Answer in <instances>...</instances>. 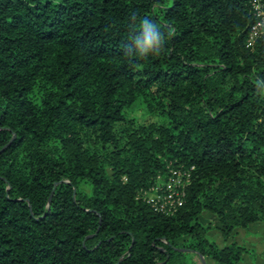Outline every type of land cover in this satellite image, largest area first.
I'll return each mask as SVG.
<instances>
[{"label":"trees","instance_id":"obj_1","mask_svg":"<svg viewBox=\"0 0 264 264\" xmlns=\"http://www.w3.org/2000/svg\"><path fill=\"white\" fill-rule=\"evenodd\" d=\"M250 1L0 0V264L239 263L199 217L225 242L264 222ZM134 14L174 29L160 54L135 53ZM168 165L193 168L172 217L138 197Z\"/></svg>","mask_w":264,"mask_h":264},{"label":"built area","instance_id":"obj_2","mask_svg":"<svg viewBox=\"0 0 264 264\" xmlns=\"http://www.w3.org/2000/svg\"><path fill=\"white\" fill-rule=\"evenodd\" d=\"M250 6L255 22L248 31L246 48H252L256 40L264 34V3L262 0H251ZM192 171L193 168H176L168 165L164 176L159 175L153 184L139 192V199L157 214L165 217L176 215L185 203Z\"/></svg>","mask_w":264,"mask_h":264},{"label":"rangeland","instance_id":"obj_3","mask_svg":"<svg viewBox=\"0 0 264 264\" xmlns=\"http://www.w3.org/2000/svg\"><path fill=\"white\" fill-rule=\"evenodd\" d=\"M129 119L137 118L140 122H151L158 120L157 117H150L145 113L143 104L138 101L126 112ZM199 221L204 226L209 225L211 229L207 233V239L215 243L219 248L224 247L231 241H235L240 246L246 249L238 264H264V222L249 225L247 228H240L234 231L228 239V243L218 229V222L216 218L209 212H203ZM252 229V230H251ZM207 264H216L210 259L206 260Z\"/></svg>","mask_w":264,"mask_h":264},{"label":"clouds","instance_id":"obj_4","mask_svg":"<svg viewBox=\"0 0 264 264\" xmlns=\"http://www.w3.org/2000/svg\"><path fill=\"white\" fill-rule=\"evenodd\" d=\"M131 25L134 31L139 34L130 35L134 51L141 57H147L149 54H160L163 51V45L166 42V36L170 37L174 29L165 28L163 25L155 22L149 16L131 17ZM126 55H132V51H127Z\"/></svg>","mask_w":264,"mask_h":264},{"label":"water","instance_id":"obj_5","mask_svg":"<svg viewBox=\"0 0 264 264\" xmlns=\"http://www.w3.org/2000/svg\"><path fill=\"white\" fill-rule=\"evenodd\" d=\"M199 258H200L201 264H207L205 259L202 256H199Z\"/></svg>","mask_w":264,"mask_h":264},{"label":"crops","instance_id":"obj_6","mask_svg":"<svg viewBox=\"0 0 264 264\" xmlns=\"http://www.w3.org/2000/svg\"><path fill=\"white\" fill-rule=\"evenodd\" d=\"M255 224V223H254ZM257 224V223H256ZM252 230V229H251ZM228 243V242H227Z\"/></svg>","mask_w":264,"mask_h":264}]
</instances>
